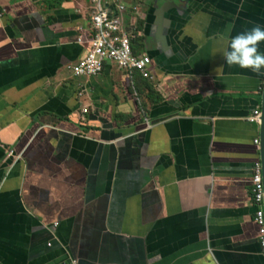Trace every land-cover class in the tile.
<instances>
[{"label": "crops", "instance_id": "0c3cea01", "mask_svg": "<svg viewBox=\"0 0 264 264\" xmlns=\"http://www.w3.org/2000/svg\"><path fill=\"white\" fill-rule=\"evenodd\" d=\"M90 6L0 0V264H264L247 120L264 68L222 56L264 29V0H126L149 82L109 63L67 70L88 50Z\"/></svg>", "mask_w": 264, "mask_h": 264}, {"label": "built area", "instance_id": "2783aa9c", "mask_svg": "<svg viewBox=\"0 0 264 264\" xmlns=\"http://www.w3.org/2000/svg\"><path fill=\"white\" fill-rule=\"evenodd\" d=\"M90 3L91 36H79L76 39L80 45H86L88 50L82 59L67 66V70L75 78H91L101 72L104 63H109L127 72L134 71L141 78L151 81L153 75L149 68L150 58L143 53H133V37L122 26V16L127 11L126 0H90ZM82 113L86 114V111L83 110ZM260 116L261 111L257 109L247 120L260 125ZM255 143L258 144V141ZM12 154L13 152H10V155ZM250 192L256 208L254 224L259 228V244L264 256V186L259 163L254 167ZM68 264H77V261L69 257Z\"/></svg>", "mask_w": 264, "mask_h": 264}, {"label": "clouds", "instance_id": "9594fccd", "mask_svg": "<svg viewBox=\"0 0 264 264\" xmlns=\"http://www.w3.org/2000/svg\"><path fill=\"white\" fill-rule=\"evenodd\" d=\"M262 41L264 29L259 25L253 26L251 30L232 36L222 56L228 65L259 73L264 68V54L258 51V44Z\"/></svg>", "mask_w": 264, "mask_h": 264}, {"label": "water", "instance_id": "95a60500", "mask_svg": "<svg viewBox=\"0 0 264 264\" xmlns=\"http://www.w3.org/2000/svg\"><path fill=\"white\" fill-rule=\"evenodd\" d=\"M159 5L156 7L158 8ZM260 111H261V116H260V139H261V146H260V154H261V168H262V181H263V186H264V80L262 84V92L260 95Z\"/></svg>", "mask_w": 264, "mask_h": 264}, {"label": "trees", "instance_id": "16d2710c", "mask_svg": "<svg viewBox=\"0 0 264 264\" xmlns=\"http://www.w3.org/2000/svg\"><path fill=\"white\" fill-rule=\"evenodd\" d=\"M131 47H132V51H133V53L135 54V55H137L138 53H137V51L135 50V47H134V41H132L131 42ZM149 68H150V65H149ZM148 82H149V80H148Z\"/></svg>", "mask_w": 264, "mask_h": 264}, {"label": "flooded vegetation", "instance_id": "af4514ba", "mask_svg": "<svg viewBox=\"0 0 264 264\" xmlns=\"http://www.w3.org/2000/svg\"><path fill=\"white\" fill-rule=\"evenodd\" d=\"M148 23H149V20H145V22H143L142 26H143V29L146 28L148 26Z\"/></svg>", "mask_w": 264, "mask_h": 264}, {"label": "rangeland", "instance_id": "374dc122", "mask_svg": "<svg viewBox=\"0 0 264 264\" xmlns=\"http://www.w3.org/2000/svg\"><path fill=\"white\" fill-rule=\"evenodd\" d=\"M124 14H125V13H124ZM124 14H123V15H124Z\"/></svg>", "mask_w": 264, "mask_h": 264}]
</instances>
